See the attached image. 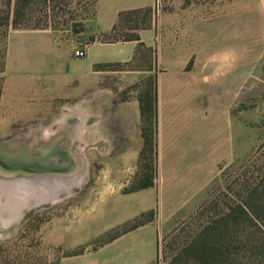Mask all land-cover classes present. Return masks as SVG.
<instances>
[{"label": "rangeland", "instance_id": "374dc122", "mask_svg": "<svg viewBox=\"0 0 264 264\" xmlns=\"http://www.w3.org/2000/svg\"><path fill=\"white\" fill-rule=\"evenodd\" d=\"M255 2L153 0L151 7L125 14L117 37L152 29L153 42L140 41L129 62L115 63V77L105 81L107 94L91 104L93 118L85 123L74 104H50L44 114L38 111L44 105L4 97L9 72L19 69L16 56L13 66L7 64V48L10 53L18 49L15 44L25 34L16 33L41 30L7 29L0 37V142L64 133L63 147L82 164L73 175L78 183L66 177L70 184L61 193L47 178L42 185L38 178L21 182L0 175V264L57 261L53 220L87 196L102 162L122 165L115 168V180L129 179L121 188L130 184L142 146L133 85L150 80L156 123L148 131H154L155 151L144 152L143 161L155 165L153 206L136 216L151 212L145 223L156 230V256L150 264H166L177 247L225 207H247L249 190L256 189L249 205L261 218H243L238 234L264 238V43L257 38ZM93 8L94 0H27L26 23L82 43L89 35L76 30L89 28ZM123 68L140 71L136 82L122 79ZM20 76L37 79L36 72ZM13 83L19 85V78ZM61 124L65 129L58 131Z\"/></svg>", "mask_w": 264, "mask_h": 264}, {"label": "crops", "instance_id": "0c3cea01", "mask_svg": "<svg viewBox=\"0 0 264 264\" xmlns=\"http://www.w3.org/2000/svg\"><path fill=\"white\" fill-rule=\"evenodd\" d=\"M152 4L153 0H95L94 16L88 24V30L83 34L94 35L97 38L100 33L112 29L117 23L119 13L149 8ZM255 6L257 38L264 43V0H256ZM151 30L139 33L140 41L150 45L153 42ZM16 34L25 35L15 44L18 49L13 53L7 48L11 58V61L7 60V64L13 66L12 58L16 56L19 69H11L9 72V78L12 80L9 83L5 82L4 97L9 101L24 97L27 98V102L44 105V108L38 110L44 114L47 105L74 104L73 108L80 111L84 123L86 119L93 118L91 104L106 96L105 81L108 77H115V68L97 65L125 64L134 57L137 45L136 41L101 42L96 39L88 44H82L71 38L64 39L61 34L50 29L23 30ZM81 44L85 45L86 54L81 58L75 57L73 49ZM147 71L151 72L150 69ZM27 72H36L37 79L31 81V78L20 76ZM120 72L123 73V80L136 82V73L140 71L123 68ZM17 78L20 80L19 85L13 83ZM19 100L21 99L15 102ZM80 105L87 106L81 108ZM61 129H65L62 124L57 130ZM101 165L99 171L101 175L93 179L87 196L76 201L65 215H58L57 221L53 220V240L57 238L59 248L57 262L150 264L156 256V230L151 222L123 232L95 249L91 247L94 240L104 237L141 213L151 210L153 206V186L123 192L121 186H125L129 179L122 183L115 180V168H121L122 165H115V160L102 162ZM54 177L55 180L52 182L61 193L70 184L71 178L68 180ZM40 182L44 184L43 181ZM77 183L78 181L75 182ZM81 247L83 250L80 253L65 254Z\"/></svg>", "mask_w": 264, "mask_h": 264}, {"label": "trees", "instance_id": "16d2710c", "mask_svg": "<svg viewBox=\"0 0 264 264\" xmlns=\"http://www.w3.org/2000/svg\"><path fill=\"white\" fill-rule=\"evenodd\" d=\"M45 1L50 3L52 0ZM26 4L27 0H0V37H5L9 27L14 29L46 28L45 26L39 25L35 27L28 26L26 23L27 15L25 13ZM138 10L140 9L119 13L117 23L110 31L100 33L97 38L94 35H89V38L82 42V44H88L95 39L101 42H115L120 40L136 41V48L138 49L141 42L137 33L130 34L124 39L117 37L118 26L122 22L123 16L128 12H135ZM91 16L93 18L94 8ZM79 27L82 26L80 25ZM87 30L88 29L83 27V29L80 28L76 31L83 34V32ZM116 65L120 64L117 63ZM97 66L115 68V63H106ZM1 67L2 65H0V68ZM139 85L140 84L136 83L133 85V88H136L135 90L138 92L137 102L141 122L140 133L142 146L137 160L136 173L131 178L130 184L122 189L123 192L137 191L153 185L155 165L152 161L144 163L143 156L146 151L153 154L155 151V143L152 138L154 131H148V126H153L156 123V92L151 80L143 82L142 87H138ZM254 191H256V189L247 191V207L241 203L225 207L220 214L211 218L206 225L193 232L188 239L177 247L176 251L172 252L169 257H167L166 264H264V238L261 239L257 237V239L254 240L252 232L246 235H239L237 229L238 225L243 222V218H248L252 221L253 219L258 220L261 218V215L249 205L250 202H253L252 196ZM254 205L260 208L258 203ZM150 213L151 212L136 217L126 224L110 231L104 237L94 240L91 247L95 249L97 246L113 239L117 235L144 224L150 220ZM252 243L253 245H251ZM82 250L83 247L65 254H77L82 252ZM159 252L160 249L158 250V254ZM44 264H58V262H46Z\"/></svg>", "mask_w": 264, "mask_h": 264}, {"label": "water", "instance_id": "95a60500", "mask_svg": "<svg viewBox=\"0 0 264 264\" xmlns=\"http://www.w3.org/2000/svg\"><path fill=\"white\" fill-rule=\"evenodd\" d=\"M65 136L57 133L47 140L11 139L0 142V175L9 179L23 177H67L77 175L82 164L76 154L63 147Z\"/></svg>", "mask_w": 264, "mask_h": 264}, {"label": "bare ground", "instance_id": "6f19581e", "mask_svg": "<svg viewBox=\"0 0 264 264\" xmlns=\"http://www.w3.org/2000/svg\"><path fill=\"white\" fill-rule=\"evenodd\" d=\"M64 134V133H63ZM29 139V138H28ZM27 141V140H26ZM82 168V167H81ZM25 178L26 179H28V180H30V181H33V180H31V179H40L41 181H44V180H47V181H49V180H52V181H54L55 179H53V178H55V177H49V178H47V177H23V178H20L19 180H21V182H23L24 180H25ZM45 178H47V179H45ZM64 178H66V177H64ZM18 180V181H19ZM71 180H72V183H75L76 181H77V178L75 177V178H71ZM47 181H45V182H47ZM52 181H50V182H52ZM45 182H43L44 184H45ZM57 192H54V194H56Z\"/></svg>", "mask_w": 264, "mask_h": 264}, {"label": "built area", "instance_id": "2783aa9c", "mask_svg": "<svg viewBox=\"0 0 264 264\" xmlns=\"http://www.w3.org/2000/svg\"><path fill=\"white\" fill-rule=\"evenodd\" d=\"M85 54H86V47H85V45H82L81 44V45L77 46L75 49H73V55L75 57L81 58V57H84Z\"/></svg>", "mask_w": 264, "mask_h": 264}]
</instances>
